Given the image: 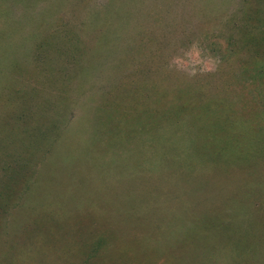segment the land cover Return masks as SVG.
Segmentation results:
<instances>
[{"label": "rangeland", "instance_id": "rangeland-1", "mask_svg": "<svg viewBox=\"0 0 264 264\" xmlns=\"http://www.w3.org/2000/svg\"><path fill=\"white\" fill-rule=\"evenodd\" d=\"M247 15L264 53V0H0V264H264Z\"/></svg>", "mask_w": 264, "mask_h": 264}, {"label": "trees", "instance_id": "trees-1", "mask_svg": "<svg viewBox=\"0 0 264 264\" xmlns=\"http://www.w3.org/2000/svg\"><path fill=\"white\" fill-rule=\"evenodd\" d=\"M248 17H251V16L247 15L245 18H243V20H244V26H243L244 34L245 35L250 34V36H247L248 41L245 44L249 45L250 42H252L253 44L251 43V47H249V49L254 50L253 51L254 54L258 53V55H261V59L257 63V68L259 69L260 75H264V55H263L264 53L259 52L258 49L257 50L255 49L256 44H255V37H254V34L252 32L253 27L251 26V22L249 21ZM245 20H247V21L245 22ZM248 29L250 31H248ZM245 30H247V31H245ZM251 38H252V40H250ZM255 55H257V54H255Z\"/></svg>", "mask_w": 264, "mask_h": 264}]
</instances>
